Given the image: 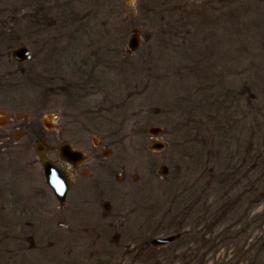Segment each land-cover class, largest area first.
<instances>
[{
	"label": "rangeland",
	"instance_id": "374dc122",
	"mask_svg": "<svg viewBox=\"0 0 264 264\" xmlns=\"http://www.w3.org/2000/svg\"><path fill=\"white\" fill-rule=\"evenodd\" d=\"M0 8V33L26 27L32 10L45 18L44 33L20 30V43L0 61L9 67L0 69L7 86L21 88L26 77L41 74L20 105L0 97V264H55L60 248L63 261L117 264L107 255L112 241L137 249L177 233L188 236L148 246L136 264L241 262L237 256L245 254L236 255L232 244L210 252L185 245L189 232L209 229H192L201 214L172 205L201 203L217 153L234 151L239 175L250 176L246 142L264 121V0H18ZM19 44L31 58L12 65L9 54ZM84 65L96 68L90 78L81 73ZM202 89L226 100L224 118L201 115ZM249 99L254 107L247 111ZM257 106L263 121L254 116ZM154 127L161 133L151 134ZM199 133L201 147L189 149L185 138ZM153 142L167 147L150 151ZM62 143L87 161L70 171L72 188L60 205L44 182L41 157L59 164L55 149ZM253 212L263 215L264 205ZM28 222L33 227L23 234ZM240 222L235 230L248 219ZM222 230L204 239L216 240ZM259 238L264 225L237 244L255 250Z\"/></svg>",
	"mask_w": 264,
	"mask_h": 264
},
{
	"label": "trees",
	"instance_id": "16d2710c",
	"mask_svg": "<svg viewBox=\"0 0 264 264\" xmlns=\"http://www.w3.org/2000/svg\"><path fill=\"white\" fill-rule=\"evenodd\" d=\"M31 1H41V0H31ZM46 1H52V0H46ZM12 2H18V0H0V7L8 6L12 9ZM3 9V8H0ZM4 11V9H3ZM2 12V11H1ZM38 12L35 10L30 11V14L27 12V21L26 27H17V30L14 32H8L6 33H0V51H8L11 47L17 45L20 43V30L21 33H31L35 35H41L43 31L42 28L44 27L45 18L37 16ZM2 17V16H0ZM12 33V34H11ZM41 33V34H39ZM5 47V48H4ZM84 68L88 67V69H83L82 74L86 76H91L93 74L94 65L91 66H83ZM41 81V74L37 78H28V85L30 88L35 87V85L38 84V82ZM34 85V86H33ZM14 89L17 87L14 86ZM253 99V98H252ZM253 103L250 102V99L247 100L246 106L247 111H250L251 106ZM254 107V105H253ZM257 110H255L254 116L259 114V116L262 118L261 109L257 106ZM228 105L226 103L225 99H214L212 96V93L202 89L201 90V115H208V118L211 117V115H215V118L222 119L224 116L228 114ZM257 111V112H256ZM172 112L171 117H175L176 113ZM252 113V119H254ZM263 121V118H262ZM264 121L262 126H258L256 124V131L254 133V136H252V142L248 144L246 142L245 151H244V159L249 162L251 165L249 173L245 176L244 174L239 175L240 169L237 167V165L233 164V159L236 156L235 152H231L228 154V156L225 153H222L220 157L219 154H216L215 163L217 165V169L215 172L211 175L207 176V179L212 177L214 174V181H209L204 184L203 188V199L197 201H192L190 204H186L185 200L181 199L182 201L174 202L172 207L173 209H177L180 212L186 211L187 214H193V213H200L201 214V222L195 227H192V229H196L199 227V225L204 226L206 225L207 229L209 231L202 230L200 231H193L189 232L192 237L188 238V242L185 245H198L201 250H205L206 252H210L211 250H214L217 247H228V245H234V248L236 249V255H244L245 258H240L239 263L244 262L245 264H264V239L259 238L260 244H255L258 247L254 250L253 248H248L244 250V248H240L238 246V239L240 238V235L243 233L249 231H253L254 229L261 228V225H264V213H259L263 215H251L254 214V209H256L260 205H264ZM261 132V136L259 137L257 133ZM200 133L195 135L197 137H190L185 138V141L191 144H188L185 142L184 144L187 145V147H191L189 149H192L194 147V144H197L199 147H201V138L199 137ZM257 135V136H256ZM191 136V135H190ZM186 137V136H185ZM254 137V138H253ZM254 139H257L255 141ZM241 154H243L241 152ZM211 156V155H209ZM213 156V155H212ZM240 177V180H238ZM251 179L249 183L244 182V179ZM205 191H207V194L205 195ZM191 199L194 200V197ZM18 204V203H17ZM242 214L244 215V218H242ZM243 219H248V223L245 225V227L242 230H235L237 227H243L241 225ZM239 220V221H237ZM231 222H234L230 224ZM210 224V225H209ZM230 224V225H228ZM209 225V226H208ZM215 228H222L221 234L219 233V237L216 238V240H205L204 237L206 233L209 235H212ZM225 229V230H224ZM188 236V233H186ZM180 240V239H179ZM179 240H177L179 242ZM176 241V242H177ZM149 247H152V249L156 248L151 246L148 243ZM217 250V249H216ZM255 251V255H254ZM236 257V256H235ZM154 255L152 254L151 257H147V259H155ZM202 257H201V263H202ZM232 260H227L225 264H231ZM238 263V264H239Z\"/></svg>",
	"mask_w": 264,
	"mask_h": 264
},
{
	"label": "flooded vegetation",
	"instance_id": "af4514ba",
	"mask_svg": "<svg viewBox=\"0 0 264 264\" xmlns=\"http://www.w3.org/2000/svg\"><path fill=\"white\" fill-rule=\"evenodd\" d=\"M6 53L7 52L4 51V50L0 51V61H2L4 59V57H5L4 55ZM9 57H10V63L12 65H18V66H20V65H22V64L25 63L24 62L22 64H18L16 62H14L13 59L11 58V51H10ZM7 68L9 69V67H6L5 62H0V69L1 70H4L5 71V70H7ZM95 69L96 68H94L92 70L95 72ZM91 76H92V74H91ZM91 76H87V78H90ZM25 79H26V83L24 84V86H22L21 88L17 87L19 89V91H20V94H19L17 88L14 89L13 86H9V85L7 86L6 83L3 84L0 81V97H3L4 99H7L8 101H5L6 103H10L11 102L12 104L13 103L15 104L14 101H18V100L21 99V102L20 103H18V102L16 103V104H19L20 105L25 98H28V95H27V93L29 91L28 77H26ZM0 80H4V79L3 78H0ZM10 81L11 80H9V82ZM63 145H68L71 148L72 151H78V152H81V151L74 149L73 147H71L67 143H62L59 146H57L56 149H55L56 150L57 157H58V160H59V164H54L53 162L52 163L56 167H58L59 169H61L62 171H64L66 173L68 179L71 182V187H70V190H71L73 183H72V180H71V177H70V171L77 170L81 164L85 163L87 161V156L85 155V153L81 152L82 155L84 156V160L83 161L77 162V163H75V165H73L71 163H68L61 156V149L63 148ZM70 190H69V192H70ZM69 192H68V194H69ZM68 194H67V196H68ZM33 222L37 223L36 220H33ZM9 224L12 225V226H14L13 222H11L10 220H9ZM15 227H17V225ZM32 227H33V223L30 224L28 222L27 225L25 226V228H24V226L22 227V228H24V230L22 231L23 234H26V233L28 234L30 232V230H31ZM184 234H186V233H177L176 235H179V238H177V240H179ZM22 241H29V238H27V239L24 238V240H22ZM119 241L120 240H118V239L115 240V241H112V242H115V243H112V242L110 243L113 248L112 247L108 248V252H107V255L108 256H113V257H116L117 256V260H116V261H118L117 264H125L124 262H125L127 256L128 255L129 256H133L134 254H135L134 255L135 258H133V261L131 262V264H136V263L140 262V259H137V257L138 256L140 257L141 252L144 251V250L146 251L147 249H149L148 248V246H149L148 244H147V246L145 248L144 247H142V248L140 247V248H137V249H130L129 248L130 246H126V245L122 244L123 243L122 239H121L122 242H119ZM26 243H27L26 245L29 244V242H26ZM55 245L56 246H58V245L61 246L62 245V247H65V244L64 245L62 243L61 244H58L57 241H56ZM66 247H67V245H66ZM57 250H58V254L56 256L57 258L56 257L55 258L58 259V260L55 261V264H76V261L75 260H64L65 261L64 262L63 260L59 259V257L61 256V248L60 249H57ZM81 263L84 264V263H86V261L83 260V261H81ZM103 263L104 262L98 261V260L97 261L95 260V261L92 262V264H103Z\"/></svg>",
	"mask_w": 264,
	"mask_h": 264
},
{
	"label": "water",
	"instance_id": "95a60500",
	"mask_svg": "<svg viewBox=\"0 0 264 264\" xmlns=\"http://www.w3.org/2000/svg\"><path fill=\"white\" fill-rule=\"evenodd\" d=\"M130 48L132 50L136 48V44L134 41H131ZM11 58L13 59L14 62L18 64H22L31 58V54L29 49L25 45L19 44L11 51ZM149 132L153 135H158L159 133H161V129L154 127L150 129ZM166 147L167 146L165 143L153 142L149 144L148 149L150 151H163L166 149ZM61 156L64 158L66 162L71 163L73 165H75V163L77 162L84 160V156L82 155L81 152L72 151L68 145H63V148L61 149ZM41 158H42V174H43L44 182L48 187V189L53 194L56 201L60 205H63L66 201L67 194L70 190L71 182L64 171H62L61 169L56 167L52 162L44 158L43 155ZM160 169L162 174L166 175V167L161 166ZM177 237L178 236L176 235H171L165 238H153L150 241V244L155 247L165 246L175 241Z\"/></svg>",
	"mask_w": 264,
	"mask_h": 264
}]
</instances>
